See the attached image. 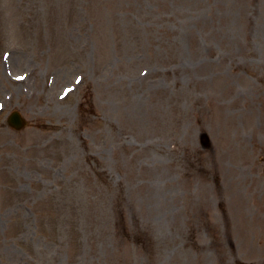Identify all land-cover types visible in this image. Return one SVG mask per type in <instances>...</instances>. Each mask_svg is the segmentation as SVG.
Segmentation results:
<instances>
[{"label": "rangeland", "instance_id": "obj_1", "mask_svg": "<svg viewBox=\"0 0 264 264\" xmlns=\"http://www.w3.org/2000/svg\"><path fill=\"white\" fill-rule=\"evenodd\" d=\"M240 259L264 264V0H0V264Z\"/></svg>", "mask_w": 264, "mask_h": 264}, {"label": "water", "instance_id": "obj_2", "mask_svg": "<svg viewBox=\"0 0 264 264\" xmlns=\"http://www.w3.org/2000/svg\"><path fill=\"white\" fill-rule=\"evenodd\" d=\"M9 123L17 129H20L25 124V120L22 118L21 114L18 111H15L10 116Z\"/></svg>", "mask_w": 264, "mask_h": 264}]
</instances>
